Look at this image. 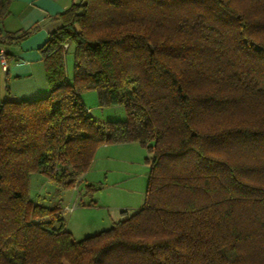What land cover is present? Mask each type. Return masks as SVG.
Wrapping results in <instances>:
<instances>
[{
	"label": "trees",
	"instance_id": "1",
	"mask_svg": "<svg viewBox=\"0 0 264 264\" xmlns=\"http://www.w3.org/2000/svg\"><path fill=\"white\" fill-rule=\"evenodd\" d=\"M11 1L5 47L36 30H1ZM55 18L48 94L0 101V264H264V0H80ZM87 90L126 118L95 119ZM131 142L140 209L81 240L42 219L31 174L69 187L100 144Z\"/></svg>",
	"mask_w": 264,
	"mask_h": 264
},
{
	"label": "rangeland",
	"instance_id": "2",
	"mask_svg": "<svg viewBox=\"0 0 264 264\" xmlns=\"http://www.w3.org/2000/svg\"><path fill=\"white\" fill-rule=\"evenodd\" d=\"M64 59L66 76L71 80L72 53L68 51ZM81 96L98 121L126 118L122 105L99 106L95 90H87ZM147 156L146 149L136 142L102 143L87 172L72 186L63 187L41 173L31 174L30 198L49 210L43 220L52 221L57 227L61 225L75 240H81L111 228L144 205L149 172Z\"/></svg>",
	"mask_w": 264,
	"mask_h": 264
},
{
	"label": "crops",
	"instance_id": "3",
	"mask_svg": "<svg viewBox=\"0 0 264 264\" xmlns=\"http://www.w3.org/2000/svg\"><path fill=\"white\" fill-rule=\"evenodd\" d=\"M74 0H12L1 30L18 34L36 27L27 37L6 46L8 67L0 66V101L34 99L48 94L40 47L60 22L55 15ZM83 100V99H82Z\"/></svg>",
	"mask_w": 264,
	"mask_h": 264
},
{
	"label": "built area",
	"instance_id": "4",
	"mask_svg": "<svg viewBox=\"0 0 264 264\" xmlns=\"http://www.w3.org/2000/svg\"><path fill=\"white\" fill-rule=\"evenodd\" d=\"M0 66L3 70H7L8 60L6 57V47L4 43V38L0 34Z\"/></svg>",
	"mask_w": 264,
	"mask_h": 264
}]
</instances>
